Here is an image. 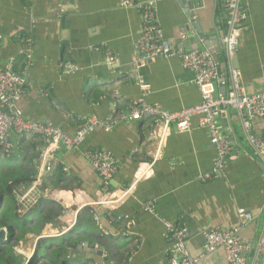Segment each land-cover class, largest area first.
I'll list each match as a JSON object with an SVG mask.
<instances>
[{
    "label": "crops",
    "instance_id": "crops-1",
    "mask_svg": "<svg viewBox=\"0 0 264 264\" xmlns=\"http://www.w3.org/2000/svg\"><path fill=\"white\" fill-rule=\"evenodd\" d=\"M119 2L0 0V61L20 59L23 39L31 40L32 66L13 111L73 134L83 116L104 118L115 111H128L142 94L138 77L150 88L146 101L167 110L200 101L194 73L177 56L156 57L138 69L132 66L141 18L136 9L121 7ZM240 2L248 15L237 49L226 62L221 46L227 21L223 0H185L184 6L177 0H157L159 22L172 45L208 49L217 59L221 77L214 84L215 94L228 89L230 67L240 71L246 93L264 84V0ZM190 12L191 18L186 15ZM105 50L115 54L117 64H106ZM66 61L78 69L62 73L59 65ZM19 63L15 70L20 72ZM216 121L231 141L232 153L221 174L207 181L198 177L213 168L216 153L197 118L190 132L170 129L160 148L147 137L145 119L120 122L110 131L96 128L90 132L80 147L108 150L116 160V175L107 194L100 190V177L78 150L53 148L52 154L66 165L68 174L57 170L40 178L36 184L40 202L32 210L41 212L44 221L36 230L23 233L25 214L18 212V206L16 212L23 223L19 226L18 221L13 237L7 235L9 244L16 246L23 263L33 253L38 261L48 263L50 252L59 249L52 242L45 244L46 239L63 238L65 256L51 264L67 260L71 251L73 264H158L171 243L162 221L142 208L151 201L159 216L187 226V249L197 264H226L221 247L203 252V234L233 230L240 225L238 210L243 209L253 221L242 225L238 235L253 244L264 220V163L243 138L237 113L222 112ZM252 125L253 133L263 136L264 120L254 118ZM10 137L15 145L11 156L1 161L0 171L24 169L35 178L41 140L14 133ZM1 203L7 206V198L3 196Z\"/></svg>",
    "mask_w": 264,
    "mask_h": 264
},
{
    "label": "built area",
    "instance_id": "built-area-1",
    "mask_svg": "<svg viewBox=\"0 0 264 264\" xmlns=\"http://www.w3.org/2000/svg\"><path fill=\"white\" fill-rule=\"evenodd\" d=\"M119 5L124 8L136 9L141 18L140 33L135 41L131 64L138 69L156 57L168 58L177 56L184 67L194 73L193 82L199 90L200 101L194 105L177 110H167L159 103L146 101L150 88L141 78H137L142 94L132 101L129 110L115 111L100 118L88 115L79 118V124L73 134H68L60 126L52 123H43L26 119L12 110L13 104L24 94L26 76L32 66L31 40L24 38L20 50L21 71L13 69L14 59L5 63L0 61V163L11 156L15 143L11 140V133L18 137L30 136L39 138L42 142L39 158L40 167L29 187L15 194L19 206L18 212L22 215L36 207L40 202V192L36 184L44 175L54 171L68 174L66 165L52 154L53 148L67 146L78 150L89 162L101 180L100 190L107 194L116 175V160L111 152L105 149H82L80 146L86 136L94 129L110 131L123 121H147L148 138L156 140L159 148L165 134L173 129L175 132H190L192 120L197 118L198 126L205 128L209 142L215 149L213 168L198 177L207 181L219 176L232 153L231 141L220 132L216 118L229 110L239 116L242 136L252 149L255 156L264 163V134L257 136L253 133L252 121L254 118L264 120V84L253 93H246L242 84L240 71L230 67L228 71V89L219 94L214 92V84L219 81L221 72L219 63L212 52L201 48L177 47L165 38L157 15V0H120ZM227 15L226 31L221 37V46L226 62H230L237 49L243 24L247 19V10L240 0H223ZM105 62L108 66L117 64V57L110 50H105ZM62 73L68 74L78 69V65L66 61L59 65ZM16 73L15 76L13 73ZM130 186L125 188L127 194ZM103 202V201H102ZM142 208L159 218L165 226V236L171 246L164 260L158 264H197V259L189 254L186 241L189 229L185 224L173 223L159 216L151 201L142 204ZM240 225L233 230H209L203 234V252L210 253L221 247L225 253L226 264H261L264 258V220L257 231L252 245L245 242L239 235L242 225L253 221V217L243 209L238 210ZM2 244H9L6 228ZM16 249L15 245H12ZM26 260L23 264H26Z\"/></svg>",
    "mask_w": 264,
    "mask_h": 264
},
{
    "label": "trees",
    "instance_id": "trees-1",
    "mask_svg": "<svg viewBox=\"0 0 264 264\" xmlns=\"http://www.w3.org/2000/svg\"><path fill=\"white\" fill-rule=\"evenodd\" d=\"M19 56L20 59H16L14 61V66H13L14 70L16 69V64L21 61L22 56L21 55ZM32 174H33L32 172L28 173L24 169L19 170L18 168L16 169L9 168L6 171H0V229L5 227L6 233L10 237H13L14 230L17 228L16 225L18 223V213L16 212V210L18 209V204L15 199V194L20 193L29 187L31 182L34 180V176H32ZM21 187L23 188L20 189ZM3 196L8 200L7 206H4V204L2 205L1 203V199ZM33 211L34 210L30 209L25 213V215L22 218L24 222L21 227L23 233L26 231L36 230L37 228L35 226L41 224L42 220L44 221L41 212H33ZM48 212H50V207L45 212V214H47ZM77 222H78L77 224L78 227L79 226L81 227L82 220L80 217H78ZM72 231L75 232V229H72ZM70 233L71 231H69L67 235H70ZM64 241L65 239L63 238L58 240L57 239L54 240V238L46 239L45 244L54 243L58 246L57 249L59 250H54L50 252L49 254L50 256L48 257V261H49L48 263L45 262L43 259L38 261L39 260L38 256H36L35 253H33V255L31 256V258H29L26 264L55 263L59 259L58 257H62L61 255L65 256L64 255L65 244L63 243ZM62 250L64 251L63 253L61 252ZM0 264H23V261L20 259V256L16 253V251L13 249L11 244H4V245L0 244Z\"/></svg>",
    "mask_w": 264,
    "mask_h": 264
},
{
    "label": "water",
    "instance_id": "water-1",
    "mask_svg": "<svg viewBox=\"0 0 264 264\" xmlns=\"http://www.w3.org/2000/svg\"><path fill=\"white\" fill-rule=\"evenodd\" d=\"M179 3H180V5H182V6H184L183 4H184V2H185V0H177ZM189 4H190V2H189ZM186 9L188 8V7H185ZM186 15L188 16V17H192V12H190V13H186ZM191 22H192V20H191ZM226 68V67H225ZM15 76L17 75L15 72L13 73ZM226 112H228V113H230V110L228 109ZM20 218L18 217V221H20L21 222V224L23 223L22 222V220H19ZM4 236H5V232H4V230L3 229H0V244H2V241H3V238H4ZM72 251L70 252V255H69V257H68V259L67 260H60L58 263L59 264H73V260H72ZM97 253L98 254H101L102 253V250H97Z\"/></svg>",
    "mask_w": 264,
    "mask_h": 264
},
{
    "label": "rangeland",
    "instance_id": "rangeland-1",
    "mask_svg": "<svg viewBox=\"0 0 264 264\" xmlns=\"http://www.w3.org/2000/svg\"><path fill=\"white\" fill-rule=\"evenodd\" d=\"M21 222L19 223V226H20Z\"/></svg>",
    "mask_w": 264,
    "mask_h": 264
},
{
    "label": "clouds",
    "instance_id": "clouds-1",
    "mask_svg": "<svg viewBox=\"0 0 264 264\" xmlns=\"http://www.w3.org/2000/svg\"><path fill=\"white\" fill-rule=\"evenodd\" d=\"M2 245H4V244H2Z\"/></svg>",
    "mask_w": 264,
    "mask_h": 264
}]
</instances>
